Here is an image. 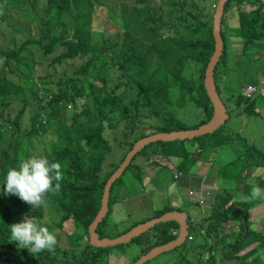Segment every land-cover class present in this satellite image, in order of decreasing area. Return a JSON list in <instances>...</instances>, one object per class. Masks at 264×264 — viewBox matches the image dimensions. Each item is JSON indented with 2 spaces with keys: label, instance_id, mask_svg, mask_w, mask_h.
I'll list each match as a JSON object with an SVG mask.
<instances>
[{
  "label": "rangeland",
  "instance_id": "374dc122",
  "mask_svg": "<svg viewBox=\"0 0 264 264\" xmlns=\"http://www.w3.org/2000/svg\"><path fill=\"white\" fill-rule=\"evenodd\" d=\"M104 1H106L105 5L95 8L92 12L89 29L93 33L90 34V39L95 43L96 47L101 49L102 55L118 56L128 49L125 46L127 44L126 33L123 28L116 25L115 20L118 21L119 18L114 17L112 10L107 6H114L120 10L126 9L124 13L130 16L132 10L130 8L133 6V1ZM180 1L187 9L184 12H181L175 4L170 6V3L164 0H151L146 10L142 9V11L169 10L170 20L178 21V27L181 28L182 35L189 41L209 39L219 0ZM35 5L34 14L24 11L23 15L27 13L26 16L28 14L41 16L45 4L37 2ZM252 7H256V5L246 0L243 2L236 0L227 9L225 21L222 25L225 49L216 63L213 73L220 102L227 107L228 118L224 121V126H222L223 131L226 129L230 134L232 138L231 144L223 145L219 150H213L214 148H212L210 151L197 154L194 142L185 143L183 151L194 157L192 159H197L193 161V165L186 163V170L183 171L181 169V175L177 179L174 178V180L172 172H180L178 166L183 158L175 152L172 159H167L162 154H157L163 159V162L158 164L155 162L157 160L155 154L150 149L147 150L146 155L138 152L133 157L129 167L126 168L119 178V183L114 182L113 184L110 196L112 199L115 198L113 202H117L116 200H119V202L108 204L111 212L106 218L104 226L99 229L102 237L115 238L121 235L122 232L125 233L128 228L131 229L140 223L152 219L159 212L169 209L185 212L188 218L192 219L193 224L201 223L205 227L209 224V221L205 223L202 221L211 217L212 211L217 210V205L222 206L218 200L222 198L221 193L225 189L226 194L233 195V199H231L229 204L232 202H237V204L246 203L248 207L249 226L246 225L247 230L249 228L248 237L253 235L252 232H255L258 241L264 240V199H258L253 202L244 199L250 195L253 185L264 189V167L258 166L260 163L259 155L264 153V98L257 97L249 101L256 109L253 114H243L235 105L238 96L241 95V89L247 84L256 83L264 76V39L256 43L251 42L248 39L249 35H247V32L241 34L240 29L236 30L239 27L237 26L239 14L241 12L250 13L253 11ZM19 11L14 10L11 12L12 16L9 22L15 28H23L28 31L31 39L33 38L32 35L36 37L35 34H38L36 25H39V23L35 22L36 25H30L26 16L19 14ZM190 11L194 14L193 17L185 14L186 12L190 15ZM197 15L199 17L194 18ZM54 17L56 15H53ZM60 18V21L53 20V29L57 36L65 35L67 37L70 34L69 17L67 14H62ZM8 37L6 32H0V47L10 52L7 42ZM149 38L150 36L147 35L140 41L143 44L142 48L145 50L151 47ZM39 41L40 44H30L22 50L19 54V63H17L15 58H12L9 62L14 70H18L19 77L22 79L20 81L10 76L9 83L16 86L19 82L28 93L26 99H7L3 116L9 118L0 120L3 124H12L10 128L5 126L6 130H3L1 146L4 147L8 144L10 154H13L18 148V163L21 159H27L32 156L41 157L44 152L48 151L49 143H58L57 133L54 131H50L44 137L37 135L38 125L32 116L37 103L29 95L35 87H44L51 92L57 90L67 91L69 99H67V105L62 107L65 109L63 113L66 119H69L74 114L79 121L83 122L87 118V111L100 119L104 126L103 138L106 144H102L98 149H92L85 145L83 135L90 133L92 130V126L89 124L81 129V139H76L75 146L80 148L85 161H87L89 155H94L95 157L104 156L100 173L102 176L110 171L113 166H119L123 161L125 156H123L124 149L121 147V143L124 139L131 142V137L129 136L132 133L131 127L135 131V136L140 133L148 134L159 126V121L163 122V120L166 121L168 119L169 114L167 115V113L169 112L165 109L160 111L161 107L170 108L166 103L161 102L159 105L155 103L153 108L158 110L156 117L149 115L151 109L141 107V104L145 101L138 96V85L132 74L122 73L119 69V73L113 72V69L103 70L100 65L101 61L92 60L93 58H89V56L83 57L81 55L72 59L65 58L60 63H56L54 59L58 53L63 51V42H59L54 47L52 54H45L41 49L45 39H39ZM20 42L21 37L16 36L15 43L19 45ZM111 46L115 47V51L110 52L108 50ZM197 50L198 48L192 51V54ZM89 61L92 62L90 63ZM185 62L186 60L181 63V72ZM199 68V64L192 62L190 66L184 68L185 76L188 77L189 73L192 72L193 77L197 78ZM9 73L10 70L4 65V59L0 57V75L6 78ZM101 78H104L105 91L100 92L103 97L100 100L105 99L106 103L99 111L96 100H92L89 95H84L82 89L85 88V93H87L89 86L96 88L101 83ZM24 80H28L27 86L24 85ZM30 84L33 86L31 87ZM78 90H81V92H78ZM112 102L114 103L112 104ZM170 111H172L171 108ZM208 113H214L213 105ZM171 114L173 118L179 120L181 127L184 129H191L197 125L199 127L202 126L200 125L202 114L192 102H187L183 107L176 104L175 113ZM162 115L164 117L160 119ZM127 127H129V132L124 138L123 131ZM9 131H13L14 134L18 135V144H15L14 139H9L8 134H6ZM149 146L147 148H150ZM151 147L154 148V146ZM199 155L200 157H198ZM251 155L256 157L258 164L255 166L248 163L243 168L242 163L251 161L254 158ZM157 161L159 162V160ZM166 161L171 164V167L165 163ZM235 165L239 178V181L235 183L236 187L223 178L226 175L227 167ZM136 167L141 171V181H137L138 173L135 171ZM199 199L204 201L203 205L198 203ZM2 206H7L12 211L11 225L22 222L25 216L30 219L29 216L35 210H43L42 226H46L50 232L55 234L57 239L55 247L58 248L59 252L53 254L46 250L45 255L39 258L40 260L36 264H43L45 257L50 255L61 259L64 249H70L66 257H79L82 251L87 248L86 242L89 241L85 231L81 230L75 236L74 224L71 225L69 219L63 224L60 222L63 215L60 210L53 211L42 207L33 209L31 205L22 202L14 195H4L3 187H0V207ZM240 208L242 207L240 206ZM202 210L206 212L202 213ZM233 214L238 215L239 210ZM216 216L215 212L214 217ZM251 222L252 224L254 223L253 226L262 227V230L256 232V227H252ZM64 224L66 225L65 228ZM155 227L162 229L160 224ZM166 229L168 233L165 232L162 236V241L172 239L173 234L169 233V231L172 229L177 231L178 223L175 221L167 222ZM238 229L239 226L236 222L224 223L220 232V238L223 236L224 241L213 246L212 242L215 243V240H212L211 231L207 234L204 229H193L190 227L189 231L193 233L192 241L185 240L181 245L155 256L145 264H197L198 261H193V259L198 252L197 260H199L200 264H238V261H227L228 259L225 258L226 254H231L227 246L233 243V239L238 235ZM149 231L141 235L140 241H145L146 237L151 235L148 234ZM152 238L155 237L152 236L149 239L150 242L154 241ZM257 240L256 242L259 244ZM248 243H251L250 245L254 244L249 238H245L243 246L245 248L249 247ZM146 245L136 244V242L131 241L128 244L106 247L104 248V254L99 256L98 264H133L135 259L144 254L141 249L146 247ZM185 245L188 248H185ZM198 246L201 248L197 249ZM19 249L23 256L33 255L27 249ZM0 253H3L1 249ZM21 257L19 258L21 264H26V260ZM251 259H259V263L262 264V261H264V247H258L257 252L252 255ZM251 259L247 258L245 262H250Z\"/></svg>",
  "mask_w": 264,
  "mask_h": 264
},
{
  "label": "trees",
  "instance_id": "16d2710c",
  "mask_svg": "<svg viewBox=\"0 0 264 264\" xmlns=\"http://www.w3.org/2000/svg\"><path fill=\"white\" fill-rule=\"evenodd\" d=\"M132 1L133 6L130 8L132 9L130 16L124 13L126 9L120 10L114 6H107L112 10L114 17L119 18L118 21L115 20L116 25L125 30L127 38V44H125V46L128 49L118 56H105L102 55L101 49L96 47L95 43L91 41L90 34L93 32L91 29H89V26L91 23V15L93 10L105 5L106 1L0 0V32H6L8 34L9 37L7 38V42L10 48L9 52L6 49L0 47V57L4 59V65L10 70L8 77L3 78L0 75V120L9 118L7 116H3L4 110L6 109L5 107L7 105V99H26V96L28 95L25 87L21 86L19 82L16 86L9 83L10 76L22 81V79L19 77L18 70H14L10 66V60L15 58L17 63H19V54L27 45L37 43L40 44L39 39H45V42L41 45V49L45 54H52L54 47L59 42H63V51L58 53L54 59V62L56 63H60L65 58L72 59L81 55L83 57L89 56V58H93L92 60L101 61L100 65L103 70L113 69L112 71L115 73H119V71H121L122 73L132 74L138 85V96H140L145 101L141 104V107L151 109V112L149 113L151 117H156L158 113V110L153 108L155 103L158 105L161 102L166 103L172 109V111H170V108L161 107L160 111L163 109L167 110L169 112L167 113V115L169 114V117L166 121H159V126L155 127L152 132L148 134L140 133L135 136V131L131 127L132 133L129 134L131 137V142L124 139L121 143V147L124 149L123 156H125L127 152L131 150L132 145H134V143L140 138L159 132L184 130V128L181 127L182 125L179 120L173 118L171 114L175 113L176 104H179L181 107H183V105H186L187 102H192L196 109H198V111H200L202 114L200 125L206 124L212 118V113H208L212 105L208 99L207 92L204 87L205 69L212 57L215 45L212 29L209 39L189 41L184 35H182V30L178 27V21L170 20L169 10L167 11L164 9H159L156 11L145 12L142 11V9L146 10V7L151 0ZM164 1L169 2L170 6L175 4V6L179 7L181 12L187 10L180 0ZM235 1L236 0H227L223 8V16L220 25V36L222 41V25L225 21V13ZM238 1L243 2L244 0ZM246 1L251 2L252 4L256 5V7H254L253 11L250 13L241 12L239 14V29L241 30V34H244L245 32L248 33L247 35H249V41L256 43L259 40L264 39V3L261 0ZM37 2L45 4V8L44 11H42L41 16L30 14L26 16L27 13L23 15L24 11L34 14L36 8L35 4ZM14 10H20L19 14L26 16L30 25L35 24V22L39 23V25L35 24L38 30V34H35L36 37L32 35L33 38L31 39L30 33L28 31L24 30L23 28H15L9 22L12 16L11 12ZM189 13L190 15L185 12L187 16H194L191 11ZM62 14H67L69 17L70 23L68 26L70 29V34L67 37L65 35L57 36L53 29V20L60 21ZM53 15H56V17L53 18ZM198 17L199 15L194 18ZM147 35L150 36L149 42L151 47L150 49L145 50L142 48L143 44L140 41ZM16 36L21 37V42L19 45L15 43ZM196 48H198V50L192 54V51H194ZM224 49L223 41V52ZM108 50L113 52L115 51V47L111 46ZM185 60L186 62L181 72V63ZM89 62L91 63L92 61ZM192 62L200 65L197 78L193 77L192 72L189 73L188 77L185 76L184 68L190 66ZM100 80L101 83L98 84L96 88L89 86L87 93H85V88L82 89V91H84V95H89L92 97V100H96L99 111H101L102 107L106 103L105 99L100 100L103 99V97L100 95V92L105 91L104 78H101ZM23 82L24 85L27 86L28 80H24ZM30 86L32 87L33 85L30 84ZM78 92H81V90H78ZM29 95L37 103L36 108L32 113L34 121L38 125L37 135L44 137L48 135L50 131L57 133L58 143H49L48 151L44 152L42 156L46 157L50 162H60L63 173V179L59 182L61 184L60 191L48 193L46 195L47 206L42 208H49L53 211L60 210L63 213L60 219L62 224L69 219L70 221H73L75 236H77L76 234L81 230H84L85 234L88 236V226L94 219L100 207V200L106 180L116 170L118 165L113 166V168L104 176L100 175L104 156L101 155L95 157L94 155H89L87 157V161H85L84 157L82 156V151L80 148L75 146V141L77 138L81 139V129L86 125L91 124L92 130L90 133L83 135V140L87 147L98 149L102 144H106V141L103 138L104 126L102 125L100 119H98L96 115L91 114L89 111H87V118L83 122L79 121L77 116L74 114H72L69 119H66V116L63 113L65 109L62 108L63 106L65 107L67 105V99H69L66 90H57L55 92H51L44 87L39 86L33 88ZM113 103L114 102H112V104ZM236 104L238 106L241 104L245 105V113H254L251 110H248V106L253 105L250 104L248 100L243 99L241 95L238 96ZM162 117H164V115H162L160 119ZM5 126H9L10 128L12 124L9 123V125H6L0 121L1 188L4 186L8 170L12 168H18L19 164L17 160L19 149L17 148L13 154H10V147L8 144L4 147L1 146L3 130H6ZM223 126L217 129L214 133L195 137L191 140H177L173 142L158 141L150 144V148H147V146L144 147L140 152L143 155H146L147 150L150 149V151L155 155L162 154L167 159H172L175 152L178 156L183 158L179 163L178 170L181 171L182 169L185 171V164L190 163L193 165V161L197 158L192 159L194 157L183 151L184 144L188 142H194L196 144H194L196 146L195 149L197 148V150H200V152L195 150L197 154L210 151L212 148L216 149L222 147L223 145H229L231 144L232 138L226 129L223 131ZM198 127L199 126L197 125L191 129H196ZM128 128L129 127L125 128L123 131L124 138L128 135ZM6 134H8L9 139H14L15 144H18V135L14 134L13 131L6 132ZM151 146H154V148ZM198 157H200V155ZM259 157V164L257 159L245 161V163H242L243 168L246 167L248 163L254 164L255 166L258 164V166L264 167V153L259 155ZM135 171L138 173L137 181H141V171L137 167ZM236 171L237 170L235 169L227 170L226 176L234 179ZM115 183H119V179L116 180ZM112 187L110 189V195L112 193ZM221 195L222 198H220L218 202L222 206L217 205V210L212 211L211 217L202 221L203 223L209 221V224L205 227L201 223L193 224L191 219L188 218L189 228H201L204 229L207 234L211 231L212 240H215V243L212 242V244L213 246H216L217 244L224 241L223 236L220 238V225L223 222L238 223V235L233 239V243L227 246L231 254L228 253L229 256L226 254L225 258L229 259L230 261L236 260L238 261V264H260L259 259L251 258L252 255L257 252L258 247H264V240L258 241L255 232L252 231L251 232L253 235L248 237L249 228L247 230L246 225L249 226V221L247 214L248 207L246 203H239V205L237 202H232L229 204L231 199H233V195L231 196L226 194L225 189H223ZM114 199L115 198L112 199L111 196H109V204H116L119 202V200H116L117 202H113ZM227 204L229 205L226 206ZM240 206L242 208H240ZM172 210L173 209H169L164 212H159V214L153 217H158L163 213ZM237 210H239V214L234 215L233 213ZM42 212L43 210L41 211L40 209L35 210L34 213L29 216V218H35L42 225ZM110 212L111 211L108 208L106 216L98 226L97 232L100 234L101 238L103 237L99 229L100 227L104 226L105 220ZM215 212L217 214L216 217H214ZM0 217V249L3 251V253H0V264H21L19 259L21 256L23 260H26V264L38 263L40 260L39 258L45 255L46 250L38 254H28L23 256L16 242L11 240L10 225L12 221V211L7 206H2L0 207ZM160 225H162V229L153 227V230L151 229L148 232V234L151 235H148L145 241H140L141 236L132 240L136 242V244H147L146 247L141 249L143 250L144 254L151 248L157 245L165 244L176 238V235L173 234L172 239L162 241V236L165 234V232H167V229L166 223H160ZM129 229L130 228L127 230ZM123 233L124 232H122V234ZM169 233H172V230H170ZM192 235L193 233L189 231L188 236ZM152 236L155 238H152L154 241L150 242L149 239H151ZM245 238H249L254 244L257 240L259 243L256 245L257 248L247 252L244 254V256H239L237 258L234 256L232 257L231 255H233L240 246H243ZM72 247L74 246L72 245ZM86 247L87 248L82 251L79 257H66L70 249H64V254L61 259H57L55 256L50 255L49 257H45L43 264H98L99 256L103 255L105 252L104 248H94L90 246L88 242H86ZM185 248H188V246L185 245ZM199 248L201 247L198 246L197 249ZM51 252L54 254L59 252V250L57 247H55L54 251ZM198 254L199 252L195 254L193 261L196 260L198 261L197 264H200L199 260H197ZM249 257L251 261L245 262V260ZM262 264H264V261H262Z\"/></svg>",
  "mask_w": 264,
  "mask_h": 264
},
{
  "label": "water",
  "instance_id": "95a60500",
  "mask_svg": "<svg viewBox=\"0 0 264 264\" xmlns=\"http://www.w3.org/2000/svg\"><path fill=\"white\" fill-rule=\"evenodd\" d=\"M226 1L227 0L218 1L217 10L215 13L213 28H212L213 30L212 34L215 40L214 52L205 70L204 87L206 89L209 100L211 101L214 108L212 119L206 124H203L202 126L196 129H184V130H174L170 132L154 133L149 136L140 138L134 143L131 150H129L125 155L121 164L106 180V183L103 188V194L100 200V207L94 219L88 226V241H89L88 243L90 246L94 248H106V247H114L117 245L128 244L133 239L141 236L142 234L149 231L150 229H152L153 227H155L160 223H167L170 221L177 222L178 233L175 239L165 244L157 245L151 248L145 254L139 256L133 263V264H145L147 261L151 260L155 256L181 245L186 240V237L189 232L188 215L185 212H181V211L166 212L158 217H154L152 219H149L143 223H140L132 227L125 233L115 238H107V237L101 238L97 232V228L99 224L103 221L104 217L108 212L110 189L113 183L122 176L126 168L131 163L133 157L138 152H140L144 147L158 141L173 142L177 140L180 141L191 140L195 137L214 133L217 129H219L223 125L224 121L227 119L228 115L226 113L225 107L220 102L213 76L214 67L216 63L219 61L223 51V41L220 36V23L223 14V8ZM261 1L264 3V0Z\"/></svg>",
  "mask_w": 264,
  "mask_h": 264
},
{
  "label": "clouds",
  "instance_id": "9594fccd",
  "mask_svg": "<svg viewBox=\"0 0 264 264\" xmlns=\"http://www.w3.org/2000/svg\"><path fill=\"white\" fill-rule=\"evenodd\" d=\"M242 89L241 96L243 99L251 101L257 98L254 97L253 99H246L242 94ZM235 105L238 107L240 112L245 114V105L241 104L238 106L236 102ZM223 106L225 107L227 113V107L224 104ZM252 107L253 106H248V110L252 111ZM252 112L255 113V111ZM218 149L219 148L213 150ZM196 151L200 152V150ZM61 169L62 165L60 162H50L46 157L43 156H32L27 159H21L18 168H12L8 170L3 186V194L14 195L22 202L31 205L33 209L46 207V195L48 193L60 191L61 184L59 182L63 179V173ZM244 199L250 201L264 199V189L253 185L250 195L246 196ZM191 222H193L192 219ZM223 225H221V231ZM10 232L11 240L16 242L19 248L27 249L28 252L33 254H38L45 250L49 252L54 251V248L57 244L55 234L50 232L46 226H42L35 218L28 219L27 216H25L22 222L15 223L10 226ZM177 233L178 230L174 235L177 236Z\"/></svg>",
  "mask_w": 264,
  "mask_h": 264
},
{
  "label": "built area",
  "instance_id": "2783aa9c",
  "mask_svg": "<svg viewBox=\"0 0 264 264\" xmlns=\"http://www.w3.org/2000/svg\"><path fill=\"white\" fill-rule=\"evenodd\" d=\"M242 94L246 99H253L254 97L264 98V77H262V79H260L256 84H247L246 86H244V88L242 89ZM155 157L157 158V160H159V162L155 160V162H157L158 164H161L163 162V159L158 155H155ZM165 163L168 164L169 167H171V164L168 161H166ZM172 173L175 179H177L181 175V172ZM198 203L200 205H203L204 201L202 199H199ZM172 233L176 234V231L172 230ZM187 240L192 241V236H188Z\"/></svg>",
  "mask_w": 264,
  "mask_h": 264
},
{
  "label": "crops",
  "instance_id": "0c3cea01",
  "mask_svg": "<svg viewBox=\"0 0 264 264\" xmlns=\"http://www.w3.org/2000/svg\"><path fill=\"white\" fill-rule=\"evenodd\" d=\"M252 8H254V7H252ZM253 10V9H252ZM239 21V20H238ZM237 26H239V23L237 24ZM240 27H237L236 28V30L237 29H239ZM235 30V29H234ZM264 77V76H263ZM252 111H255L256 112V109L254 108V107H252ZM219 150V149H218ZM252 157H254L252 160H255L256 159V157L254 156V155H251ZM236 166H232V167H227V169H226V171L227 170H233V169H235L236 170V168H235ZM217 174V176H218V172L216 173ZM224 179H226L229 183H231L233 186H235L236 187V185H235V183H237V181H239V178H238V174H237V171H236V173H235V178L233 179V178H230V177H228V176H226V175H224V177H223ZM215 179V178H214ZM233 197V196H232ZM253 202V201H252ZM251 203V202H250ZM257 206V205H256ZM202 213H205L206 211H204V210H202L201 211ZM230 223V222H229ZM254 224V223H253ZM253 224H252V222H251V226L252 227H254L253 226ZM228 226H230V225H228ZM256 227V231H261L262 230V227H259V226H255ZM173 230V229H172ZM238 232H239V229H238ZM251 243H248L247 245H250ZM257 242H255V244H252V245H250L249 247H244V246H240L238 249H237V251L233 254V255H231L232 257L234 256V257H239V256H244V254H246L247 252H249V251H252L254 248H257ZM231 256H230V258H231ZM249 259H250V257H249ZM227 261H230L229 259L227 260ZM234 261H236V260H234Z\"/></svg>",
  "mask_w": 264,
  "mask_h": 264
},
{
  "label": "flooded vegetation",
  "instance_id": "af4514ba",
  "mask_svg": "<svg viewBox=\"0 0 264 264\" xmlns=\"http://www.w3.org/2000/svg\"><path fill=\"white\" fill-rule=\"evenodd\" d=\"M71 225H73V221H71V223H70ZM100 225V224H99ZM66 227V225L64 224V228ZM97 230H98V228H97ZM100 235V234H99Z\"/></svg>",
  "mask_w": 264,
  "mask_h": 264
}]
</instances>
